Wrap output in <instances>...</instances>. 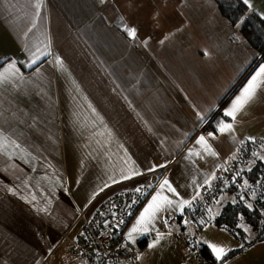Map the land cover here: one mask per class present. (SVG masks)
Segmentation results:
<instances>
[{
    "label": "crops",
    "instance_id": "obj_1",
    "mask_svg": "<svg viewBox=\"0 0 264 264\" xmlns=\"http://www.w3.org/2000/svg\"><path fill=\"white\" fill-rule=\"evenodd\" d=\"M37 2L0 0V73L7 77L0 82V264H85L71 258L79 212L89 214L108 196L144 186L146 199L128 233L164 179L179 194L165 195L190 203L166 208L149 231L134 233L137 255L126 264H157L161 256L184 264L193 255L179 236V216L250 139L264 142V85L235 120L221 121L233 125L231 132L216 131L221 122L204 130L264 64V53L223 18L222 28L195 32L190 26L167 38L146 24L151 14L136 13L145 0H39L38 15ZM250 3L264 21V0ZM126 28H135L136 37ZM232 31L238 40L219 38ZM33 53L40 56L35 64ZM12 63L15 74L6 71ZM201 135L216 155L196 143ZM129 166L142 175L122 180ZM228 201L219 191L215 212L204 210L200 220L216 218ZM205 242L198 233V245Z\"/></svg>",
    "mask_w": 264,
    "mask_h": 264
},
{
    "label": "built area",
    "instance_id": "obj_2",
    "mask_svg": "<svg viewBox=\"0 0 264 264\" xmlns=\"http://www.w3.org/2000/svg\"><path fill=\"white\" fill-rule=\"evenodd\" d=\"M261 145V140L250 139L242 148L236 161L222 164L216 183L205 188L200 200L190 205L186 212L179 216V236L190 246L197 258H199L198 228L203 211L209 209L215 202L226 180L239 184L241 190L247 195L244 187L240 185L238 173L250 166L253 153ZM142 193H137L135 190L117 192L104 199L90 210L89 214L84 211L79 212L80 230L73 242L71 258L81 260L85 264H126L134 261L137 251L128 239L127 228L146 199L144 189ZM133 199L137 201L135 204L132 203ZM121 220L123 223L119 222ZM151 236L147 234L141 239L147 240Z\"/></svg>",
    "mask_w": 264,
    "mask_h": 264
},
{
    "label": "rangeland",
    "instance_id": "obj_3",
    "mask_svg": "<svg viewBox=\"0 0 264 264\" xmlns=\"http://www.w3.org/2000/svg\"><path fill=\"white\" fill-rule=\"evenodd\" d=\"M185 1H187V4L185 3ZM217 1L229 2L230 0H145L142 9L137 10L136 13H138L140 17L144 16L145 13L149 15L151 14L152 17H150L149 20L146 21V24L151 28L159 29L162 32L163 36L168 38L171 34L169 33V31L182 29L184 30L186 28H189L190 26L193 27L195 32H198V30L205 31L208 29H217L218 27L222 28V18L220 17V14L217 10ZM249 10L251 11L250 8ZM117 11L119 13L123 12L122 6L119 7ZM117 11L115 10V13H117ZM188 15L201 16L203 21L201 22V20L196 17L193 19L188 18ZM224 30L227 31L230 29ZM201 38H204L203 35L201 36ZM219 38L229 39V41L232 42L238 40L240 37L237 32L232 31L231 34L224 33L223 37ZM180 40L182 39L180 38ZM147 60L153 62L155 58L152 56L150 59L147 58ZM241 171L242 170H240V172ZM230 183L231 181L226 180L223 183L221 189H224ZM242 185L244 186L243 182ZM244 188L247 193L248 191L246 190V187ZM221 189L219 191H221ZM241 197L243 198V196H240V198ZM246 197L249 199V205H252L251 200H254V197L250 195L249 192L247 193ZM212 206H210L208 210H211ZM215 208L216 207L212 209V213L215 212ZM218 208L219 205L217 206V209ZM213 217L214 214L211 215V219H213ZM211 219L203 220V223H201L198 228L201 234H204V239L206 241V248L204 250V253H202L201 251L199 252L198 245L199 258H197V256L193 253V250L190 249L187 255L191 254L193 256H189V260H183L182 262L184 264H202L203 262H207L206 264L221 263L222 260L216 259L209 245L222 247L225 249V253L239 251L231 259L224 261L222 264H264V239L257 240V236H255V233L254 235H245L243 237L240 236L236 238L231 235L229 231L223 229L222 227H213V220ZM241 245H243V247H241ZM187 257L188 256H185V258ZM190 257L192 258L191 260ZM252 261L255 262L253 263ZM157 264H174V262L172 258L168 256H161L158 259Z\"/></svg>",
    "mask_w": 264,
    "mask_h": 264
},
{
    "label": "trees",
    "instance_id": "obj_4",
    "mask_svg": "<svg viewBox=\"0 0 264 264\" xmlns=\"http://www.w3.org/2000/svg\"><path fill=\"white\" fill-rule=\"evenodd\" d=\"M217 2L218 13L227 25L230 28H235L239 25L238 30L247 43L258 53L263 54L264 21L257 14L251 12L242 0ZM262 58H264V54ZM230 91L220 100L219 106L224 102ZM222 108L223 106L215 112L204 130L214 131L219 122L228 120L223 114ZM255 153L258 155L253 156L250 166L243 169L239 174L240 185H242V182L247 181V186L245 183L242 186L246 187L249 194L254 197L251 207H248L249 199L243 193L239 184L231 182L224 189H221V191L230 195L231 201L225 202L220 213L212 223L217 227L226 229L236 238L246 235L242 227L244 225L255 233L257 240H262L264 239V160L259 159V157L264 156V142H262L261 147ZM249 169L251 170L249 171ZM240 196H243V198H240ZM140 242H146V240L141 239ZM205 248L204 245L199 246V252L204 253ZM238 252L232 251L226 253L222 262L219 264L231 259Z\"/></svg>",
    "mask_w": 264,
    "mask_h": 264
},
{
    "label": "snow or ice",
    "instance_id": "obj_5",
    "mask_svg": "<svg viewBox=\"0 0 264 264\" xmlns=\"http://www.w3.org/2000/svg\"><path fill=\"white\" fill-rule=\"evenodd\" d=\"M103 2H104V0H101V3H103ZM243 3L245 5H247L248 7H251L250 0H243ZM35 6L37 8V15H38L39 9L41 6L39 0ZM241 23H243V21H241ZM33 26H35V25H33ZM237 27H239V25H237ZM125 30L127 31V34L130 37H132V38L136 37V29L135 28H126ZM37 52H39V49H37ZM42 55H48V53L44 52V53H42ZM39 58H40L39 55H37L36 53H33V59L31 61V64H35ZM56 60H57V63L61 67H63V61L60 60L59 57H57ZM31 64H29L28 66L31 67ZM6 71L11 72L12 74H15V72H18L19 70L16 68L15 63H12V64L8 65V68L6 69ZM5 79H7L5 74L0 73V82H2ZM262 85H264V64L259 65V68L255 72V74L252 75L251 78L246 82V84L241 88L240 94L237 95L235 97V99L232 100L231 105L228 108L224 109V115L226 117H231L233 120H235L237 114L239 112H241L243 110V108L254 99L257 91L259 90V88ZM92 111L95 112L96 110L93 108ZM197 116L199 117V119L202 122L205 120V117L203 115H201L200 113H197ZM101 120H102V117H101ZM232 129H233V125L231 123L221 122L218 125L216 131H218L220 133H224V132H231ZM207 136L210 138H214V133L209 132L207 134ZM196 143L198 145H200L205 152H207L211 155H216V153L212 150L211 145L208 143V139L205 136L201 135L197 139ZM190 155L199 156L200 153L190 151ZM257 155H258L257 153H255V152L253 153V156H257ZM259 159L264 160V156L259 157ZM125 163H128V161L126 160ZM160 167H164V165H160ZM154 168H155V166L149 168L148 171H153ZM250 170L251 169H249V171ZM140 175H142V173L139 171L138 168L129 166L127 169L121 170V177L120 178L122 180H131L134 177L140 176ZM112 182L118 183L119 181L116 179H113ZM244 183L247 186V181H245ZM107 186L108 185H105V187H107ZM142 187H144V186L136 187L135 192L143 194L142 193ZM147 187L151 188L152 185L148 184ZM101 191H103V189H101ZM165 191L172 193L174 196L179 195L176 192V189L172 187L171 183L167 179H164L159 185V190H157L155 192V194L152 195L151 200L144 207L143 211L140 213L139 217L137 218L135 224L132 226V228L127 233L129 240H133V234L134 233L149 231L148 226L150 224H152V222L156 219L157 214L164 211L166 208H171L175 204L177 207L182 209L183 205L190 203L187 200H181L179 202V204H176V202L173 199H170L169 196L164 194ZM196 195H199V193H197ZM33 199H35V197H33ZM193 199H195V196L193 197ZM136 202L137 201L135 199H133L132 203L135 204ZM217 203H219V201H217ZM129 207H131V205H129ZM248 207H251V205H248ZM209 211H211V210H209ZM113 215H115V213H113ZM119 222L123 223L122 220ZM165 223H167V221H165ZM201 223H203V221H201ZM149 247L150 248L155 247V242L153 244H150ZM209 247L211 248V250L214 253L217 260H222L225 257L226 253H225L224 248L218 247L216 245H209ZM241 247H243V245H241Z\"/></svg>",
    "mask_w": 264,
    "mask_h": 264
}]
</instances>
